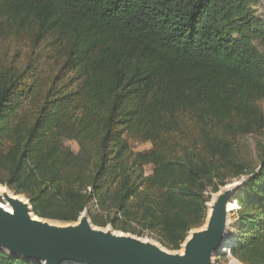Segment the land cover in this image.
I'll return each instance as SVG.
<instances>
[{"label":"trees","instance_id":"16d2710c","mask_svg":"<svg viewBox=\"0 0 264 264\" xmlns=\"http://www.w3.org/2000/svg\"><path fill=\"white\" fill-rule=\"evenodd\" d=\"M253 2L0 0V181L38 217L87 210L178 250L205 220L207 189L247 171L229 135L252 132L264 99ZM250 173L225 246L264 264V155ZM0 264L40 263L0 250Z\"/></svg>","mask_w":264,"mask_h":264},{"label":"water","instance_id":"95a60500","mask_svg":"<svg viewBox=\"0 0 264 264\" xmlns=\"http://www.w3.org/2000/svg\"><path fill=\"white\" fill-rule=\"evenodd\" d=\"M245 182L219 186L204 228L189 230L180 248L172 251L138 236L116 232L111 225L95 227L87 210L76 221L51 223L33 213L25 196L4 193L11 211L0 206V250L40 264H213L212 257L218 253L215 250L227 236L232 211L228 205Z\"/></svg>","mask_w":264,"mask_h":264},{"label":"rangeland","instance_id":"374dc122","mask_svg":"<svg viewBox=\"0 0 264 264\" xmlns=\"http://www.w3.org/2000/svg\"><path fill=\"white\" fill-rule=\"evenodd\" d=\"M252 8L254 9L255 13L258 14V16L263 17L264 16V0H254V2L251 4ZM14 50H12L13 52ZM256 108L258 109V118L259 121L256 125H254V128L252 132H249L247 134L243 133H236L229 135V140L232 143V151L234 153V160L236 162H240L246 165L247 171H245L243 174L237 176V177H229L226 181L225 185H232L235 183H242V181H247V179L251 176V171L256 169L260 163L261 157L264 155V99H260L256 102ZM126 140L129 143V146L133 152H146L151 149V143L147 141H143L141 139L130 137L128 135L125 136ZM66 145L70 147L73 151L78 150V146L74 141H67ZM146 173L150 174L152 170V166L148 165L145 167ZM3 177V176H2ZM243 187L239 188L238 192L234 194L235 196L239 193V191ZM217 191H213L211 188H208L205 192V207H206V214L209 212V205L212 202L214 194H216ZM13 194V195H20L18 193H15L13 190H11L9 187L5 186V183L0 181V203L7 206V203L5 202V199L3 197V194ZM22 195V194H21ZM24 196V195H23ZM236 204V203H235ZM234 205V203H232ZM237 205V204H236ZM233 209L229 214V222H228V232H227V240L229 241L231 238L234 237L235 234V225H236V212L239 209L236 208L237 206H232ZM49 222L54 224H65L64 221L56 220V219H48ZM206 220L204 222L195 228L192 229H203L205 226ZM95 227L98 228H110L111 224H106L105 226H98L93 224ZM116 232H122L126 234H131L134 236H138L136 234L130 233V232H124L122 230H115ZM141 239H146L148 241H151L156 244H160V241L153 235L145 234L144 236H138ZM163 246V245H162ZM166 248L165 246H163ZM169 249V248H166ZM223 250L218 251V253H215L212 257L213 264H232V261L235 260L238 262V264H243L237 259H235L229 252V249L227 246H224L222 248ZM172 251V249H169ZM181 250V249H180Z\"/></svg>","mask_w":264,"mask_h":264},{"label":"bare ground","instance_id":"6f19581e","mask_svg":"<svg viewBox=\"0 0 264 264\" xmlns=\"http://www.w3.org/2000/svg\"><path fill=\"white\" fill-rule=\"evenodd\" d=\"M20 200H22V199L20 198ZM232 203H233V202H231V203L228 205V208H229V209H233L232 206H234L235 204L232 205ZM0 206L3 207L4 209L8 210V211H11V210H10V207H9L8 205L6 206V205L0 203ZM235 206H236V205H235ZM236 208H237V207H236ZM31 216H32L34 219H37L36 216H34L33 214H31ZM226 238H227V236H225L224 242H222V244H220L219 247H218L215 251L223 250L222 248L225 246V240H226ZM159 246H160V245H159ZM160 247H161L162 249H165V248L162 247V246H160ZM232 264H238V262H236L235 260H233V261H232Z\"/></svg>","mask_w":264,"mask_h":264}]
</instances>
